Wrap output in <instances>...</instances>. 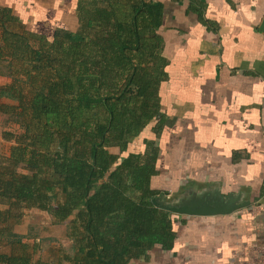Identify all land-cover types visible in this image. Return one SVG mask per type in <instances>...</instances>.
<instances>
[{"label": "trees", "instance_id": "obj_1", "mask_svg": "<svg viewBox=\"0 0 264 264\" xmlns=\"http://www.w3.org/2000/svg\"><path fill=\"white\" fill-rule=\"evenodd\" d=\"M161 15L152 0H80L76 28L49 36L0 9V98L11 101L0 112L19 125L1 132L11 146L0 152V264H129L171 248L172 212L151 186L159 148L143 139V151L128 150L152 121L156 134L164 125ZM13 207L68 221L70 247L37 254L12 229Z\"/></svg>", "mask_w": 264, "mask_h": 264}, {"label": "crops", "instance_id": "obj_2", "mask_svg": "<svg viewBox=\"0 0 264 264\" xmlns=\"http://www.w3.org/2000/svg\"><path fill=\"white\" fill-rule=\"evenodd\" d=\"M80 0H0L32 32L73 30ZM166 59L159 86L164 125L132 140L159 148L151 186L162 204L209 194L230 210L172 212L171 248L129 264H264V0H152ZM117 151V149H116Z\"/></svg>", "mask_w": 264, "mask_h": 264}, {"label": "rangeland", "instance_id": "obj_3", "mask_svg": "<svg viewBox=\"0 0 264 264\" xmlns=\"http://www.w3.org/2000/svg\"><path fill=\"white\" fill-rule=\"evenodd\" d=\"M6 75L7 58L0 57V85L7 80ZM0 102L11 103L6 98H0ZM3 130L18 131L19 125L14 116H8L0 112V152L8 154L11 145L1 138ZM5 208V204H0V209ZM13 209L21 215L18 217L17 222L16 220H12V229L22 237V240L37 244V254L50 259L54 254L53 250L58 246L70 247L71 242L65 236L68 221L54 225L51 223V217L46 211L37 208L21 207H13Z\"/></svg>", "mask_w": 264, "mask_h": 264}, {"label": "water", "instance_id": "obj_4", "mask_svg": "<svg viewBox=\"0 0 264 264\" xmlns=\"http://www.w3.org/2000/svg\"><path fill=\"white\" fill-rule=\"evenodd\" d=\"M258 29L264 33V18L262 19ZM155 202V199H153ZM164 208L177 214L188 215H210L216 213H225L230 210V205L227 202L218 203L214 198L209 200V194L206 193L203 196L191 198L187 202L178 204H161Z\"/></svg>", "mask_w": 264, "mask_h": 264}]
</instances>
